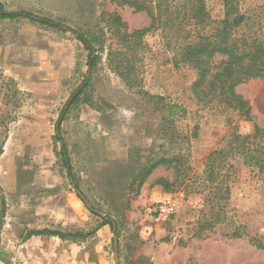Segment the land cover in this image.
<instances>
[{
	"label": "rangeland",
	"instance_id": "1",
	"mask_svg": "<svg viewBox=\"0 0 264 264\" xmlns=\"http://www.w3.org/2000/svg\"><path fill=\"white\" fill-rule=\"evenodd\" d=\"M118 1L0 0L5 11L104 39L88 73V52L73 33L27 19L0 20V264H264V166H245L229 151L233 133L264 130V77L236 88L251 120L224 106H204L192 90L195 71L174 66L160 31L146 34L132 70L117 74L109 46L119 45L127 60L130 52L100 33L102 14L118 13L129 32L149 24L144 12ZM204 1L210 18L221 20L223 0ZM238 8L259 14L264 0H238ZM85 80L89 87L65 115L60 136L79 192L97 216L78 198L55 139L64 105ZM168 104L178 107L173 117ZM216 150L225 155L211 180L205 163ZM162 158L174 162L159 166L136 190L138 175ZM166 197L176 212L156 223V206ZM104 217L115 236L109 225L100 227ZM44 229L91 235L28 238ZM147 244L156 253L152 261L143 254Z\"/></svg>",
	"mask_w": 264,
	"mask_h": 264
},
{
	"label": "trees",
	"instance_id": "2",
	"mask_svg": "<svg viewBox=\"0 0 264 264\" xmlns=\"http://www.w3.org/2000/svg\"><path fill=\"white\" fill-rule=\"evenodd\" d=\"M113 1V0H109ZM224 14L219 21H213L206 9L204 0H119L120 6H127L134 13L144 12L149 19L147 27L129 32L126 24L116 12L102 14V35L108 33L110 38H117V42L128 48V60L120 53L118 46H109L108 58L113 70L117 74L131 71L135 48L141 39L148 33L160 31L166 38L168 46L173 51L174 66H187L195 71L196 79L192 90L196 101L204 106L219 105L238 112L246 120H251L248 102L236 92V88L250 80L264 77V26L262 18L264 12L247 14L238 8V0H223ZM27 19L47 28L57 31H69L88 52V73L92 70L98 59L97 50H103L104 39L94 33L79 32L65 27V25L52 19L35 16L29 12L5 11L0 4V20ZM95 43L99 44L95 47ZM119 57V58H117ZM89 87L85 80L70 96L64 105L55 127V139L60 142L59 155L68 170V175L78 198L97 216V213L88 206L85 198L79 192L78 181L72 174L69 159L66 154L65 144L61 138V124L65 115L83 100L85 90ZM166 110L170 117L176 115L178 107L167 105ZM3 123L0 128L3 130ZM1 130V131H2ZM0 131V133H2ZM262 140V143L259 142ZM260 140V141H261ZM229 151L242 159L245 166H264V130L255 126L253 133L242 136L237 133L231 135ZM225 155L224 150L212 152L206 159L208 178L213 180L217 173V158ZM220 160V159H219ZM174 159H159L138 175L139 190L145 179L159 166L171 165ZM157 184L168 189L170 186L164 179H159ZM227 192V190H225ZM109 225L113 231L110 218H102L100 227ZM91 233H60L44 230L28 232V238L37 236H57L60 239H85Z\"/></svg>",
	"mask_w": 264,
	"mask_h": 264
},
{
	"label": "built area",
	"instance_id": "3",
	"mask_svg": "<svg viewBox=\"0 0 264 264\" xmlns=\"http://www.w3.org/2000/svg\"><path fill=\"white\" fill-rule=\"evenodd\" d=\"M176 212V203L169 197L164 198L156 206L154 222L162 223L169 220Z\"/></svg>",
	"mask_w": 264,
	"mask_h": 264
},
{
	"label": "crops",
	"instance_id": "4",
	"mask_svg": "<svg viewBox=\"0 0 264 264\" xmlns=\"http://www.w3.org/2000/svg\"><path fill=\"white\" fill-rule=\"evenodd\" d=\"M148 247H149V245L147 244L146 248L144 249L145 253H143V254H144V256H146L147 258H149L152 261L156 258L155 257L156 253L154 252V250L152 248L150 249ZM155 262H156V260H155Z\"/></svg>",
	"mask_w": 264,
	"mask_h": 264
},
{
	"label": "water",
	"instance_id": "5",
	"mask_svg": "<svg viewBox=\"0 0 264 264\" xmlns=\"http://www.w3.org/2000/svg\"><path fill=\"white\" fill-rule=\"evenodd\" d=\"M113 234H114V236H115L114 230H113ZM114 239H115V238H114Z\"/></svg>",
	"mask_w": 264,
	"mask_h": 264
}]
</instances>
